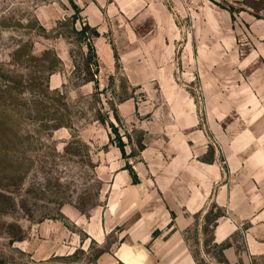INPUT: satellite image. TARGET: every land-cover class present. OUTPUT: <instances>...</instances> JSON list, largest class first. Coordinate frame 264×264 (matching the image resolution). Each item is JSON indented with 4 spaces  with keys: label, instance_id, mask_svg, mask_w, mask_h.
<instances>
[{
    "label": "rangeland",
    "instance_id": "1",
    "mask_svg": "<svg viewBox=\"0 0 264 264\" xmlns=\"http://www.w3.org/2000/svg\"><path fill=\"white\" fill-rule=\"evenodd\" d=\"M211 239L264 264V0H0V264L213 262Z\"/></svg>",
    "mask_w": 264,
    "mask_h": 264
},
{
    "label": "trees",
    "instance_id": "2",
    "mask_svg": "<svg viewBox=\"0 0 264 264\" xmlns=\"http://www.w3.org/2000/svg\"><path fill=\"white\" fill-rule=\"evenodd\" d=\"M70 7H71V10L73 11V15L71 18L74 21V23H76L75 22L76 20L79 21V18H78L79 9H78L77 5H75L73 3H70ZM38 29H40L42 32H44L43 28L38 27ZM73 32L77 36V40H80V39L83 40V44H84V47L86 50V59H84V60H85L86 69L88 71L91 68V65H90L91 61L93 62V64H95V66L97 65L96 64L97 61H96L95 49L93 46V40L98 37V32L93 27H91L89 24H86V23L79 24V28H77V27L73 28ZM25 49L27 50L28 56H30L32 59H36V58L31 56V49L32 48L30 47V44L24 43V42L17 45L16 49L13 50V52H12L11 58L14 59L15 57H17L21 53L22 50H25ZM54 58L55 59H54L53 64H55L56 62L59 63V60L57 59V57H54ZM52 66H54V65H52ZM93 76H94V73H93ZM90 82L93 83V85L95 86V90H97V81L95 79L91 78V79L87 80V83H90ZM114 117H115V114H114ZM108 125H109L110 130L114 134H116V132H117L116 127L112 123H109ZM117 147L119 148L121 155L124 156L123 145L121 144V142H118ZM132 176H133V184H136L137 183V177H136V175H133V173H132ZM206 215H205V217H207ZM221 217H222L221 213H218L214 217L213 227L215 226V224H217L218 219ZM156 234L157 233L154 232L153 236H156ZM211 243H212V247H214L218 250V256L219 257L213 259L214 260L213 262H211V261H198L191 254L193 264H229L228 261L224 257V251L226 249L230 248L229 243L228 242L216 243L213 239H211Z\"/></svg>",
    "mask_w": 264,
    "mask_h": 264
},
{
    "label": "crops",
    "instance_id": "3",
    "mask_svg": "<svg viewBox=\"0 0 264 264\" xmlns=\"http://www.w3.org/2000/svg\"><path fill=\"white\" fill-rule=\"evenodd\" d=\"M169 247H171V245ZM179 247H180V249L184 248L183 244H181V243L179 244ZM187 257H189V258H187ZM183 264H193L192 257L185 254L184 258H183Z\"/></svg>",
    "mask_w": 264,
    "mask_h": 264
}]
</instances>
